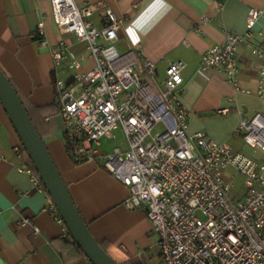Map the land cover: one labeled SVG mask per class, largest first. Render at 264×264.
<instances>
[{
    "label": "crops",
    "instance_id": "obj_1",
    "mask_svg": "<svg viewBox=\"0 0 264 264\" xmlns=\"http://www.w3.org/2000/svg\"><path fill=\"white\" fill-rule=\"evenodd\" d=\"M73 1L79 8L97 6L88 18L95 28L104 26L106 9L121 18L115 46L120 55H125V63L140 54L156 64L159 78H163L171 61L185 62L178 100L190 113L189 132L202 130L236 152L239 148L243 150L242 146L249 150L234 132L243 116L252 117L262 110L257 82L264 59L256 56L253 48H259L264 54V0ZM251 8L261 13L251 37L241 42L237 51L240 70L237 91L226 83L220 70L201 71L200 57L207 49L222 43L228 33L243 34ZM40 23L43 37L37 31ZM61 45L67 46L80 61L76 73H85L94 66L85 41L58 31L52 20L50 0H0V68L30 111L90 233L119 264H160L159 237L144 210H127L123 206L129 189L97 157L78 164L68 159L54 80H69L74 71L67 69V58L58 68L53 66L52 53ZM225 108L230 110L228 114L218 112ZM113 131L112 138L100 140L101 154L107 155L114 147L126 148V144H104V141L112 143ZM19 143L0 103V258L3 264H91L79 247L63 236L64 227L49 209L47 192L37 191L30 177L19 171L26 160L15 154L14 147Z\"/></svg>",
    "mask_w": 264,
    "mask_h": 264
},
{
    "label": "built area",
    "instance_id": "obj_2",
    "mask_svg": "<svg viewBox=\"0 0 264 264\" xmlns=\"http://www.w3.org/2000/svg\"><path fill=\"white\" fill-rule=\"evenodd\" d=\"M50 4L58 31L85 41L94 60L90 70L78 74L80 61L67 46L52 53L55 68L67 58V69L74 71L69 80H54L64 145L66 140L71 143L68 157L77 163L101 159L103 167L129 189L123 206L144 210L159 237L160 264H264V61L257 82L262 110L243 116L234 132L257 152L248 155L214 141L202 130L189 132L190 113L178 100L185 62L171 61L159 78L156 64L140 54L124 62L125 55L115 46L122 20L113 11L106 9L104 26L98 29L88 20L97 6L79 8L73 0H50ZM260 13L249 9L243 34L228 33L222 43L204 51L200 70H220L238 91L237 51L251 37ZM37 31L43 37L42 23ZM253 53L264 59L259 48ZM117 128L127 148L101 154L100 140L112 138ZM14 150L19 159L25 157L21 142ZM230 166L244 176L245 192L239 199L230 195ZM19 171L30 177L37 191L46 192L27 161ZM46 201L67 236L54 200L47 195Z\"/></svg>",
    "mask_w": 264,
    "mask_h": 264
},
{
    "label": "water",
    "instance_id": "obj_3",
    "mask_svg": "<svg viewBox=\"0 0 264 264\" xmlns=\"http://www.w3.org/2000/svg\"><path fill=\"white\" fill-rule=\"evenodd\" d=\"M0 103L7 114L18 138L32 162L47 194L51 197L64 225L74 243L91 264H119L92 236L85 221L71 200L63 181L43 139L37 132L29 113L0 68ZM0 264L3 261L0 258Z\"/></svg>",
    "mask_w": 264,
    "mask_h": 264
},
{
    "label": "rangeland",
    "instance_id": "obj_4",
    "mask_svg": "<svg viewBox=\"0 0 264 264\" xmlns=\"http://www.w3.org/2000/svg\"><path fill=\"white\" fill-rule=\"evenodd\" d=\"M113 135H114V138L111 140L112 143H110V145H109V144H106L104 141L105 145H107V146H114V145L124 146L126 144L124 135L120 131L119 128L117 130L113 131ZM242 147H243V150L239 148L240 151H238V152H244V154H248V155L257 154V152H255L253 150L249 149L247 151L244 146H242ZM126 148H127V145H126ZM126 148H122V149L125 150ZM228 170H229V173L233 177L230 180L231 185H232L230 195L232 197H234L235 199H239L245 192L244 184H243L244 183V176L240 175V173L238 171H236L234 168H232L231 166Z\"/></svg>",
    "mask_w": 264,
    "mask_h": 264
},
{
    "label": "trees",
    "instance_id": "obj_5",
    "mask_svg": "<svg viewBox=\"0 0 264 264\" xmlns=\"http://www.w3.org/2000/svg\"><path fill=\"white\" fill-rule=\"evenodd\" d=\"M35 39H37V40H39V37H38V35H35ZM10 81V80H9ZM11 82V81H10ZM11 84H12V82H11ZM12 86H13V84H12ZM14 87V86H13ZM14 89H15V87H14ZM16 90V89H15ZM19 95V94H18ZM21 101H22V104H23V106H25V103L23 102V100L21 99ZM25 108H26V110H27V112L29 113V116L31 117V120H32V122H33V124H34V126H35V128H36V130H37V132L39 133L40 131H39V129H38V127H37V125L35 124V122L33 121V119H32V116H31V114H30V111L28 110V108L25 106ZM39 135L41 136V138H42V135H41V133H39ZM65 150H67V148H69V147H71V143L68 141V140H66V144H65ZM23 152H24V154H25V161H27V163H28V165L31 167V169L33 170V172L38 176V174H37V172H36V170H35V168H34V166H33V164H32V162L30 161V159H29V157H28V155H27V153H26V151H25V149L23 148ZM68 159H70V158H68ZM71 160V159H70ZM71 162L72 163H74V164H78L77 162H73V160H71ZM68 239H69V241H72L73 239L71 238V236H70V234H69V232L67 231V236H66ZM73 243H74V241H72ZM75 244V243H74Z\"/></svg>",
    "mask_w": 264,
    "mask_h": 264
}]
</instances>
